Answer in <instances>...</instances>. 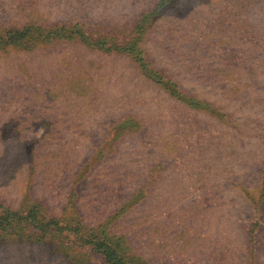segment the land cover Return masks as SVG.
Returning <instances> with one entry per match:
<instances>
[{
	"label": "rangeland",
	"instance_id": "374dc122",
	"mask_svg": "<svg viewBox=\"0 0 264 264\" xmlns=\"http://www.w3.org/2000/svg\"><path fill=\"white\" fill-rule=\"evenodd\" d=\"M26 23L48 29L0 43V212L264 264V0H0V35ZM30 232L0 229V264H106Z\"/></svg>",
	"mask_w": 264,
	"mask_h": 264
},
{
	"label": "trees",
	"instance_id": "16d2710c",
	"mask_svg": "<svg viewBox=\"0 0 264 264\" xmlns=\"http://www.w3.org/2000/svg\"><path fill=\"white\" fill-rule=\"evenodd\" d=\"M157 6L158 5H156V7ZM43 29L47 31L48 28L46 29L45 26L38 24L26 23L22 29H12L0 35V43L17 41L18 39H22L24 37H34V35H40L39 33L42 32ZM55 29L56 28H52L50 31H54ZM64 30L65 28L61 31ZM57 33L59 36L61 35L60 32ZM120 34V32L112 31L110 32L111 36H108L113 39L117 38ZM60 38H63V35H61ZM140 60L144 61L141 58ZM40 213L41 210L39 208L33 209L26 214L11 209L4 210L0 212V229L9 232L8 234L14 236H26L27 231L32 233L30 231L37 229L40 231L39 237H41V239L50 237L49 233L54 234V237H59L61 234L68 231V238L73 237L76 242L83 241L88 247H90L91 250L100 254L105 259L106 264H150L148 262L141 261L134 256L123 253L119 243L115 242L117 238L112 236L110 233L102 232L100 235L93 233L92 230H90L89 227L79 219V216L75 219V221L72 220L63 224L60 222L61 219H57L55 217H49L48 215H46L47 217H39L38 215ZM118 219L119 214L115 217V221H118ZM115 221L111 225H113ZM35 222L38 223V226L33 225ZM73 223L74 226L72 225ZM112 241L115 242V245ZM116 241L121 242L120 239Z\"/></svg>",
	"mask_w": 264,
	"mask_h": 264
}]
</instances>
